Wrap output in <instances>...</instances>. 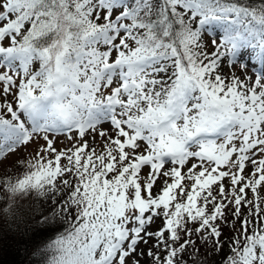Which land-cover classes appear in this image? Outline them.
<instances>
[{"label":"snow or ice","instance_id":"snow-or-ice-1","mask_svg":"<svg viewBox=\"0 0 264 264\" xmlns=\"http://www.w3.org/2000/svg\"><path fill=\"white\" fill-rule=\"evenodd\" d=\"M0 100L48 264H264V0H0Z\"/></svg>","mask_w":264,"mask_h":264},{"label":"trees","instance_id":"trees-1","mask_svg":"<svg viewBox=\"0 0 264 264\" xmlns=\"http://www.w3.org/2000/svg\"><path fill=\"white\" fill-rule=\"evenodd\" d=\"M249 2L258 4L259 0H249ZM22 167L24 170L27 168V164ZM18 174H22V171L18 172L14 169L11 173L7 172V175L13 181L22 177H17ZM14 200V211L19 214L20 219L6 220L0 217V250H3L0 264H48V260L51 259L53 253L51 250L44 251V247L54 240L57 235L67 234L71 218H66L65 221L60 223V226L55 232L44 237V242L40 245L41 254L34 255V221L37 216L36 209L37 207H40L41 210L44 208L52 209V204L41 201L38 192H32L31 195L28 193L18 194ZM49 215H51V212H49ZM229 235H231L230 230L225 227L224 238L226 239Z\"/></svg>","mask_w":264,"mask_h":264},{"label":"rangeland","instance_id":"rangeland-1","mask_svg":"<svg viewBox=\"0 0 264 264\" xmlns=\"http://www.w3.org/2000/svg\"><path fill=\"white\" fill-rule=\"evenodd\" d=\"M257 67L259 65L257 64ZM237 74H239V67L237 66ZM3 101L0 100V103ZM58 139L56 140L55 146L57 149H61L63 147H70L69 141L65 138V135L57 134ZM44 141L36 140L35 142L29 144L27 147H23L19 149L14 154H9L6 159L0 158V179H3L5 174L11 173L14 169L15 171H22V174H18L17 177L23 176L29 171H32L31 165H33V162L37 163L36 161V152L39 151L41 146H43ZM92 147H95L97 151H101L102 147L100 142L98 141L95 145H92ZM47 155V154H45ZM26 161V163H25ZM68 162L67 160H62L61 164L66 165ZM27 164V168L23 170V165ZM227 183V181H225ZM44 191L47 193L46 196L41 198V201L48 202V197L51 196V190L50 189H44ZM39 195V193H38ZM51 204V203H49ZM51 206V205H50ZM160 221L157 220L152 227L155 228L157 225H159Z\"/></svg>","mask_w":264,"mask_h":264}]
</instances>
